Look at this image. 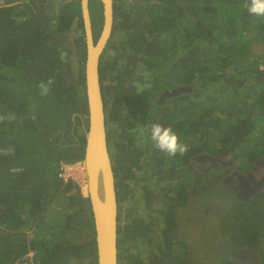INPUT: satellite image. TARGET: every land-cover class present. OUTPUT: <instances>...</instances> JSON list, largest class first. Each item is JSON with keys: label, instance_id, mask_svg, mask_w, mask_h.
Listing matches in <instances>:
<instances>
[{"label": "trees", "instance_id": "obj_1", "mask_svg": "<svg viewBox=\"0 0 264 264\" xmlns=\"http://www.w3.org/2000/svg\"><path fill=\"white\" fill-rule=\"evenodd\" d=\"M132 1L113 0L98 67L118 264H264V187L246 197L225 182L230 170L249 173L264 155V16L248 12L250 0ZM88 4L95 43L102 5ZM85 59L80 0L0 4V264H21L29 253L34 264H97L89 199L58 177L61 165L84 156ZM181 88L194 94L159 103L164 92ZM153 123L171 127L187 151L169 156L156 149ZM214 138L220 147L211 145ZM200 155L209 163L228 160L229 169L212 180L191 172ZM194 190L199 212L213 207L221 245L206 238L198 246L184 236L192 233L185 208ZM128 199L143 200L162 226L149 223L152 217L125 221ZM85 231L91 236L78 238Z\"/></svg>", "mask_w": 264, "mask_h": 264}, {"label": "water", "instance_id": "obj_2", "mask_svg": "<svg viewBox=\"0 0 264 264\" xmlns=\"http://www.w3.org/2000/svg\"><path fill=\"white\" fill-rule=\"evenodd\" d=\"M103 26L97 41L93 42V30L88 0H80L83 32L86 44L84 62L85 95L88 109V129L85 130L84 156L81 163L85 169V180L93 217L97 264L117 263V212L118 205L114 189V175L109 155L104 101L99 84V60L111 36L113 27V0H100ZM67 85L73 80L62 71ZM176 92H188L176 89ZM171 94H174L172 91ZM84 197V195H82Z\"/></svg>", "mask_w": 264, "mask_h": 264}, {"label": "rangeland", "instance_id": "obj_3", "mask_svg": "<svg viewBox=\"0 0 264 264\" xmlns=\"http://www.w3.org/2000/svg\"><path fill=\"white\" fill-rule=\"evenodd\" d=\"M77 1V0H76ZM5 0H0V4L4 5ZM129 2V1H128ZM137 2V0H133L131 4H135ZM128 3H125V5L127 6ZM246 37L248 36L249 38L252 37V34H244ZM70 37H73V33L71 32ZM115 46L117 47V43H115ZM259 56L264 57V54L261 55V51L258 52ZM264 59V58H263ZM261 66H263V64H261ZM226 123H224L225 125ZM210 145V144H209ZM211 145H215L216 147H220V145H218V141L217 139L215 140V138L212 140ZM214 146V147H215ZM264 151V149H263ZM264 156V155H263ZM262 156V159H263ZM200 163H196L195 161L192 164L191 168L193 169V171L191 172H197V174H199L202 177H206L208 180H212L215 176V173L218 174V170L215 169V167L210 168L209 170H203L206 166L205 161L201 160ZM75 166L73 167V170H70V174L72 175V177H70V180H72L77 187L79 188V190L82 191V186L85 184V181H79L78 179L75 178V175H73V173H77L76 168L77 167H81L82 165L76 163L74 164ZM73 172V173H72ZM262 170L260 171V173L256 174V177H258L261 173ZM192 175V174H191ZM81 182V183H80ZM140 184H143L142 182ZM190 184V183H189ZM197 190H194L193 192V196L194 197V202H192L190 204V206L185 208V216L186 217H190L191 219L189 221L186 222V224L189 227H192L189 229L190 232H186L184 233L185 237H188L189 234L192 235V240H194L197 245L199 246L202 242V246H203V239H210V241H214L217 244L222 243L221 239H220V234L219 232L214 230V217L211 214L210 209H204L202 211L199 212L198 207L200 204L199 198L197 196ZM137 193V192H136ZM154 207H159V205L155 204L152 205ZM214 206V205H213ZM122 213L124 216V220L126 221L127 216L129 217V215L132 216H138V217H144V219H150V217H152L154 220L150 221L149 223H155L157 226H162V216H160L157 212H155L154 210H148L145 208V203L143 200H138V199H128L126 202H124L122 204ZM128 213V215L126 214ZM197 217V218H195ZM130 218V217H129ZM195 218V219H194ZM200 225H202V229H200ZM205 225V227H204ZM215 231V233H214ZM91 234L89 231H85L83 233H81L78 238H86V237H90ZM156 236V235H155ZM153 237V236H152ZM75 242H79V240H74ZM142 247L143 249H145V252L147 251H151V248H153L152 245H150V247L144 242L142 243ZM135 252V251H134ZM255 258V257H254ZM254 258H248L249 260L247 262H254L255 260ZM22 264H34L33 262V255L32 253H29L28 255L23 257V262H21Z\"/></svg>", "mask_w": 264, "mask_h": 264}, {"label": "clouds", "instance_id": "obj_4", "mask_svg": "<svg viewBox=\"0 0 264 264\" xmlns=\"http://www.w3.org/2000/svg\"><path fill=\"white\" fill-rule=\"evenodd\" d=\"M247 7H248V12L250 14L257 16H264V0H250V4ZM51 83L52 81L49 80L48 84ZM39 87L41 89V94L46 95L48 92L47 86L41 83ZM144 131L145 129L141 127L140 128L141 135L144 134ZM148 132H149V138L152 141L154 147L161 152L167 153L169 156H175L177 153L183 154L187 151V146L181 142L180 137L171 127H166L159 123H153L148 129ZM78 164L82 165L81 162H78ZM80 194L83 195L81 190H80ZM84 198H86V196H84Z\"/></svg>", "mask_w": 264, "mask_h": 264}, {"label": "flooded vegetation", "instance_id": "obj_5", "mask_svg": "<svg viewBox=\"0 0 264 264\" xmlns=\"http://www.w3.org/2000/svg\"><path fill=\"white\" fill-rule=\"evenodd\" d=\"M174 90H176V89L172 90L174 92V94H171L172 92H170V93L164 92L160 97L159 103H167V101L169 100L170 97L176 96V95L181 93V92H176ZM202 157L203 156L200 155L199 159L201 160ZM196 158L197 157L192 158L191 163L196 161ZM219 159H213V160L211 159L210 160L211 163H209V160H208V162L205 161V164L207 167H209L210 164L213 167H215L214 165H217L218 163L220 164L221 170L218 173V175L221 174L222 172L224 173V171L227 172V170L229 169L228 166L230 165V164H228V160L226 161L223 159H220V160ZM201 164H202V161H201ZM261 170H262V172H261L262 174H260L258 177H256V174L260 173ZM225 182L230 186V189L232 191L235 189H242L243 195L246 197H250L252 194H255L257 191L261 190L264 187V157L261 161V165L259 167H257V165H256V167L253 170H250L249 173L244 174V173L238 172L236 170H230L229 174H227V176L225 177Z\"/></svg>", "mask_w": 264, "mask_h": 264}, {"label": "bare ground", "instance_id": "obj_6", "mask_svg": "<svg viewBox=\"0 0 264 264\" xmlns=\"http://www.w3.org/2000/svg\"><path fill=\"white\" fill-rule=\"evenodd\" d=\"M74 166L75 165H72L71 171L73 170ZM82 166H83V164H82ZM84 170L85 169H80V167H77L76 168L77 173H73V172L72 173H73V175H75V178L78 179L79 181H82V180L85 181V184L82 186V194L85 196L87 194V192H88V187H87V183H86V180H85V171Z\"/></svg>", "mask_w": 264, "mask_h": 264}, {"label": "built area", "instance_id": "obj_7", "mask_svg": "<svg viewBox=\"0 0 264 264\" xmlns=\"http://www.w3.org/2000/svg\"><path fill=\"white\" fill-rule=\"evenodd\" d=\"M71 167L72 165H68V164H63L60 166V172L58 174V177L62 179L64 182H66L67 180L70 179V177H72V175L70 174ZM80 169H83L82 166L80 167Z\"/></svg>", "mask_w": 264, "mask_h": 264}]
</instances>
